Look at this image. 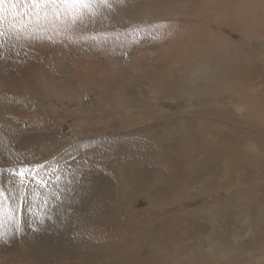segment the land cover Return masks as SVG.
Masks as SVG:
<instances>
[{"label":"rangeland","instance_id":"rangeland-1","mask_svg":"<svg viewBox=\"0 0 264 264\" xmlns=\"http://www.w3.org/2000/svg\"><path fill=\"white\" fill-rule=\"evenodd\" d=\"M2 31L0 264H264V0Z\"/></svg>","mask_w":264,"mask_h":264},{"label":"snow or ice","instance_id":"snow-or-ice-1","mask_svg":"<svg viewBox=\"0 0 264 264\" xmlns=\"http://www.w3.org/2000/svg\"><path fill=\"white\" fill-rule=\"evenodd\" d=\"M95 0H0V35H3V27L8 25L9 29L16 27L17 21L21 17H27L31 19L35 17L40 18V14L43 13L44 17L51 14L54 17L59 16L62 12H67L69 9H88ZM106 3L107 0H101ZM9 12L11 18H8ZM20 177H25L26 174L23 171H19ZM59 180V177L57 178ZM72 181L68 180L70 184ZM47 182L42 181V186H46ZM23 191V190H22ZM0 198L6 199V189L0 186ZM47 199L44 201V205L47 206ZM24 206V196L21 195L17 199L16 208H9L10 218L18 216L21 208ZM3 214V209L0 208V215ZM43 222V221H41ZM3 239V234H0V240Z\"/></svg>","mask_w":264,"mask_h":264},{"label":"bare ground","instance_id":"bare-ground-1","mask_svg":"<svg viewBox=\"0 0 264 264\" xmlns=\"http://www.w3.org/2000/svg\"><path fill=\"white\" fill-rule=\"evenodd\" d=\"M224 3V2H223ZM263 3V2H262ZM241 4V3H240ZM233 6H235V5H233ZM248 7H249V5H248ZM256 7V6H255ZM258 8V7H257ZM260 8V7H259ZM154 10V9H153ZM261 10V9H260ZM244 11H245V9H244ZM148 14H149V12H147ZM242 14V13H241ZM222 17H224V16H222ZM237 17V16H236ZM239 17V16H238ZM237 17V18H238ZM248 17V16H247ZM248 19V18H247ZM255 19V18H254ZM240 20V19H239ZM250 20V19H249ZM260 20V19H259ZM245 21V20H244ZM257 22V21H256ZM260 22V21H259ZM230 24V23H229ZM262 25V24H261ZM229 26V25H228ZM238 26H239V24H238ZM238 28V27H237ZM245 28V27H244ZM211 33V32H210ZM210 36H211V34H210ZM206 37V36H205ZM207 40V39H206ZM204 48V47H203ZM108 66H110V65H108ZM109 71V70H108ZM107 73V72H106ZM250 201V200H249ZM242 207V206H241ZM233 209H234V207H233ZM232 209V210H233ZM235 211H236V209H235ZM238 212V211H237ZM250 213V212H249ZM241 214V213H240ZM240 214H238V215H240ZM249 216V215H248ZM261 237V236H260Z\"/></svg>","mask_w":264,"mask_h":264}]
</instances>
